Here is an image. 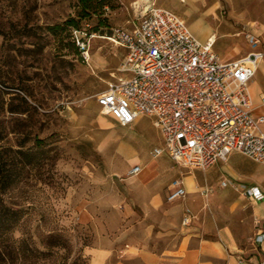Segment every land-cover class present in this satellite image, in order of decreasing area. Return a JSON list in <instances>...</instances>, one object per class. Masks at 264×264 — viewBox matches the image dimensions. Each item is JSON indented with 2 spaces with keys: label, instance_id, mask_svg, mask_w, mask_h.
<instances>
[{
  "label": "rangeland",
  "instance_id": "obj_1",
  "mask_svg": "<svg viewBox=\"0 0 264 264\" xmlns=\"http://www.w3.org/2000/svg\"><path fill=\"white\" fill-rule=\"evenodd\" d=\"M154 1L199 40L215 32L225 60L243 55L245 35L264 26V0ZM146 7V0H0V178L8 177L0 192L22 217L15 237L33 249L14 264H91L90 249L98 264L105 247L131 264L138 246L161 253L182 228L208 223L232 227L243 250L253 247L244 191L264 187L263 165L239 153L206 172L161 163L154 150L163 139L151 119L122 127L101 112L98 96L125 77V51L106 36L131 28ZM136 164L142 174L130 176ZM176 180L187 196L170 202ZM156 197L159 205L147 202ZM187 211L195 217L188 227Z\"/></svg>",
  "mask_w": 264,
  "mask_h": 264
},
{
  "label": "built area",
  "instance_id": "obj_2",
  "mask_svg": "<svg viewBox=\"0 0 264 264\" xmlns=\"http://www.w3.org/2000/svg\"><path fill=\"white\" fill-rule=\"evenodd\" d=\"M141 20L133 28H112L106 38L125 51L124 78L110 84L98 98L105 116L122 127L149 118L163 139L154 156H167L174 164L198 171L227 162L239 153L264 166V117L252 114L249 85L264 59L259 36L245 35L248 52L223 61L214 50L213 37L200 41L188 23L171 10L146 0ZM264 102V98H263ZM140 166L131 168L138 175ZM223 188L227 187L224 182ZM202 196L208 190L201 191ZM246 198L264 201L258 186L244 191ZM181 180L172 183L170 202L186 198ZM195 217L187 211L183 226ZM264 244V226L253 238Z\"/></svg>",
  "mask_w": 264,
  "mask_h": 264
},
{
  "label": "crops",
  "instance_id": "obj_3",
  "mask_svg": "<svg viewBox=\"0 0 264 264\" xmlns=\"http://www.w3.org/2000/svg\"><path fill=\"white\" fill-rule=\"evenodd\" d=\"M138 23L139 20H136V22L133 23V26L137 25ZM133 26L131 28H133ZM250 32L259 36L260 39H262V37L264 36V26L258 29L255 28ZM215 34V32L203 34V36L200 37V41L206 42L211 37H213V40H216L218 37H215ZM220 37L225 38L227 36L222 35V33H220ZM217 41L214 44L215 51L217 48ZM261 47L262 51L264 52L263 43L261 44ZM248 49L249 48H247L244 54L248 52ZM216 53L221 58L218 51H216ZM240 56H242V54H239L236 57L234 55L230 59L226 60L224 58L221 59L223 61H231L239 58ZM249 91L253 104V116L255 118L264 117V59L260 62L258 71L255 77L250 82ZM260 129L264 132V123L260 125ZM163 156L164 157H162L163 159L161 163L169 161L167 156ZM218 165L219 164L215 166ZM135 166L140 165L136 164L133 167ZM158 168L159 166L157 164L156 166H147V169L145 170L146 173L144 176V180L142 183L143 185L146 184L148 177L157 174ZM257 170L264 171V169ZM141 174L142 172H140L137 177H139V175ZM164 182L165 179L163 178L160 182L162 183L161 185H163ZM251 186H258L264 192V187L260 184H253ZM249 200L251 202L253 216L255 218V237L257 232L264 226V201H256L251 199ZM161 201L162 200L160 198L156 197L153 200H148L147 202L159 205ZM197 203L198 202H196V204ZM176 206H178V211L183 210L182 204ZM253 238V247L249 250H243L238 244L235 232L232 227L227 225L208 223L203 228H182L179 242L172 246L170 249L161 253L152 252L146 249L145 247L138 246L135 251L132 252V256L129 259H131V264H264V244L261 246H255L253 244ZM93 250L94 249L89 250L91 264H93L95 256ZM97 250L103 251V254L100 255L98 264H112V262L114 264H127L119 256L116 257L110 247L98 248Z\"/></svg>",
  "mask_w": 264,
  "mask_h": 264
},
{
  "label": "trees",
  "instance_id": "obj_4",
  "mask_svg": "<svg viewBox=\"0 0 264 264\" xmlns=\"http://www.w3.org/2000/svg\"><path fill=\"white\" fill-rule=\"evenodd\" d=\"M68 25L74 27L76 31H80L77 29L78 26L75 23ZM110 31L111 29L109 33ZM7 179L8 177L2 174L0 189L5 188ZM2 195L3 193L0 192V264H14L16 261H23L26 257V252H31L33 249L29 246L30 244L27 239L15 237V232L18 230L17 228L22 217L18 211L6 205Z\"/></svg>",
  "mask_w": 264,
  "mask_h": 264
},
{
  "label": "bare ground",
  "instance_id": "obj_5",
  "mask_svg": "<svg viewBox=\"0 0 264 264\" xmlns=\"http://www.w3.org/2000/svg\"><path fill=\"white\" fill-rule=\"evenodd\" d=\"M147 9H148V7H147ZM214 41H215V39H214Z\"/></svg>",
  "mask_w": 264,
  "mask_h": 264
}]
</instances>
